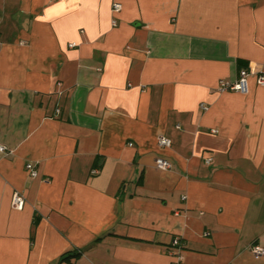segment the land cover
Wrapping results in <instances>:
<instances>
[{
	"label": "crops",
	"instance_id": "obj_1",
	"mask_svg": "<svg viewBox=\"0 0 264 264\" xmlns=\"http://www.w3.org/2000/svg\"><path fill=\"white\" fill-rule=\"evenodd\" d=\"M261 73L264 0H0V264H264Z\"/></svg>",
	"mask_w": 264,
	"mask_h": 264
},
{
	"label": "built area",
	"instance_id": "obj_2",
	"mask_svg": "<svg viewBox=\"0 0 264 264\" xmlns=\"http://www.w3.org/2000/svg\"><path fill=\"white\" fill-rule=\"evenodd\" d=\"M113 13H117L120 11V5L114 4L112 8ZM114 25V22H112ZM70 47H73V45H70ZM249 77V73L245 70H241L238 73V79L233 83L228 82H220L218 85V90L220 92H224L227 90L239 92L241 94H245L247 92V86L246 81ZM256 82L259 86L264 87V74H258L256 77ZM157 145L160 149H168L170 147V142L164 137H160L157 140ZM131 146V144H129ZM5 150L0 146V153H3ZM27 173L35 177L36 173L33 170L32 166L30 164L25 166ZM154 168L159 171H166L171 168V165L169 162L162 158H157L154 161ZM95 170L91 172V174H95ZM11 205L16 210H21L24 206V198L19 193H14L11 199ZM208 234H205L207 236ZM171 248L174 252H172V262L171 264H180L182 261V246L180 245L179 241L177 239L173 240L171 242ZM251 253L253 254L254 258L264 257V249L259 247H252Z\"/></svg>",
	"mask_w": 264,
	"mask_h": 264
},
{
	"label": "trees",
	"instance_id": "obj_3",
	"mask_svg": "<svg viewBox=\"0 0 264 264\" xmlns=\"http://www.w3.org/2000/svg\"><path fill=\"white\" fill-rule=\"evenodd\" d=\"M79 254H70V252H67L65 254H63L60 258L59 261L60 262H68L70 263L71 260H75L79 257Z\"/></svg>",
	"mask_w": 264,
	"mask_h": 264
}]
</instances>
